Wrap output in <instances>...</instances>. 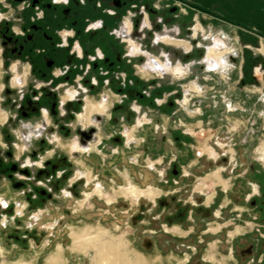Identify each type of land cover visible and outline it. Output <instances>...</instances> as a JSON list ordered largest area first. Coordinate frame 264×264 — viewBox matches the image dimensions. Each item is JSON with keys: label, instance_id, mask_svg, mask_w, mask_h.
<instances>
[{"label": "rangeland", "instance_id": "rangeland-1", "mask_svg": "<svg viewBox=\"0 0 264 264\" xmlns=\"http://www.w3.org/2000/svg\"><path fill=\"white\" fill-rule=\"evenodd\" d=\"M144 3L164 23L186 10L195 20L180 39L204 54L193 50L182 77L147 71L155 15L148 20ZM140 9V19L130 9L116 16L110 43L122 60L108 71L97 50L71 65L17 58L0 41V264L57 255L100 264L103 242L127 263L264 264V40L254 37H264V0H142ZM132 21L138 54L120 35ZM218 37L233 62L212 71L206 57L215 58ZM130 185L140 193L127 194ZM81 231L86 242L74 250Z\"/></svg>", "mask_w": 264, "mask_h": 264}, {"label": "flooded vegetation", "instance_id": "flooded-vegetation-1", "mask_svg": "<svg viewBox=\"0 0 264 264\" xmlns=\"http://www.w3.org/2000/svg\"><path fill=\"white\" fill-rule=\"evenodd\" d=\"M141 2L142 0H0V41L9 50V53L14 54L17 58L25 59L29 58V56L32 58L41 56L45 59L52 58L55 62L65 58L69 59L71 65L86 59L92 51L94 53L99 48L100 52H97L96 60L101 58L105 66L110 70L113 69L117 61L122 60L120 59V53L116 51L117 47L110 43L112 35H114L112 30L114 29L115 21L118 15L120 16L126 9H130L134 14L140 16ZM143 7L145 14L148 15L147 18L151 20V16L155 15L154 9L146 3L143 4ZM34 12L36 14L42 13L40 19L34 20L30 18V13ZM90 23H96V26H90ZM46 24L51 25V27L68 28L73 31V35L67 40L66 44H62L56 35L48 33L49 30H46L48 29ZM132 25V22H128L126 27L120 32V35L124 39L129 40L132 54H138L143 50L140 48L141 44H137L134 40ZM198 31L204 32L200 24L195 28L194 37L198 36ZM145 32L146 30H144ZM135 37L137 39L140 38L139 36ZM227 40L226 38L218 37L211 42V45L215 46L216 51H224L225 54H223V58L221 57L217 60L206 57L209 70L218 71L221 68L224 70L233 62L232 50L229 49ZM156 41L174 48L184 47L188 51L191 50L193 45L188 40L176 38L172 32L158 34ZM76 43L77 45L75 46ZM217 43H223L226 48H218ZM227 54L230 56L227 57ZM258 59L264 65V59ZM151 63L152 66L146 68L148 72L164 73L180 68L182 73L174 75L178 77L185 75V69L181 65L173 67L170 62L162 64L157 58ZM52 64L49 62L48 68L52 67ZM242 70L247 75L246 65L242 67ZM248 70L250 71V69ZM37 72L41 76L46 75L43 70H36L34 74H37ZM68 72L70 75L68 74L67 78L75 76L74 70L69 69ZM97 77L101 80L99 74H97ZM7 93L10 94L9 91ZM102 101L103 103L98 107L105 112V106L108 107L109 104L106 100ZM118 111L119 109L115 112L118 113ZM85 138L83 139L88 140L90 136L85 134Z\"/></svg>", "mask_w": 264, "mask_h": 264}, {"label": "crops", "instance_id": "crops-1", "mask_svg": "<svg viewBox=\"0 0 264 264\" xmlns=\"http://www.w3.org/2000/svg\"><path fill=\"white\" fill-rule=\"evenodd\" d=\"M156 9L157 8L154 9V11H155V21H154V24L149 29L150 34H152L153 37H154V39H155V41L153 42L155 46L152 45L153 48L155 49V53L153 55L156 56V58L159 57L160 59H163V60L168 61L170 63L171 62H174V64L181 65V66L184 67V69H186V65L188 66L189 64H183L182 62L184 60H187V58L190 56V54L193 53V50L194 49H199L198 48L199 47L198 46L199 44H197L196 46H194L196 41L191 39L190 42L193 44L192 45L193 48H191V50H189V51L186 49L183 52H178L176 50L177 48L167 46V45L163 44L162 42H157L156 41V38H157V35L158 34L168 33V32H172L176 38L177 37L180 38L181 35H182V32H183L182 31L183 30L182 28H184V26H187V25H192L193 24V21H195V20H193L192 17L189 16L188 11L186 10L185 11V14H181L182 16L178 19V21H176V23L174 22V24H169L170 23L169 21H167V22L164 23L163 15H160L159 16L157 14L158 11ZM188 9L190 11H193L194 13H200L199 11L194 10L192 8H188ZM41 16H42V13H37L36 19H40ZM140 17H141V14L139 16V19H140ZM196 18H198V15H196ZM31 19H34V18H31ZM132 23H133V25H132L133 26L132 32H134L135 29L137 28V25H135V23L133 21H132ZM197 23H198V21H197ZM46 26L48 27V29H46V30H49L48 33L51 34V35H53V34L56 35L57 38L60 40L59 42H61L62 44H66L67 43V40L69 38H71L72 35H73V31L69 30L68 28L65 29V27H58V26L57 27H51V25H49V24H46ZM191 32H193V30H191ZM194 32H195V29H194ZM138 33H139V37H140L139 39L141 40V37L144 34V28L141 31H138ZM198 33H199V31H198ZM254 37L256 39L259 38L262 41L264 40V37L262 35H260V34L259 35L258 34L257 35H254ZM142 43H143V41H140L138 44H141L142 45ZM76 45H77V43L75 44V46ZM158 45H161V47L158 48ZM153 48L151 47V51L153 50ZM256 48H259V50H260V49L263 48V46L262 45H260V46L257 45ZM97 51L100 52V49L98 48ZM198 52L200 53V49H199ZM203 54L204 53H200V57H197V59L202 58ZM259 55H260V59H264V54H262V52H259ZM227 57H229V56H227ZM171 66H172V64H171ZM120 68H122V70L124 72L126 71V69H125L126 68V65H124V64L123 65H120ZM108 70L109 69H107V71ZM96 74H98V73H96ZM94 81H96L95 78H94ZM95 83L97 84V82H95ZM66 107H67V109L64 110V108H66ZM58 108H60L62 110V112H63L60 115L61 117H65V116L67 117L68 116L67 115L68 112L70 113V109L68 107L67 101H61V102H59ZM214 159L216 160L217 158H214ZM156 199L157 198H155L153 202H155ZM88 252H89V250L85 254H87ZM92 262H93V257H92Z\"/></svg>", "mask_w": 264, "mask_h": 264}, {"label": "bare ground", "instance_id": "bare-ground-1", "mask_svg": "<svg viewBox=\"0 0 264 264\" xmlns=\"http://www.w3.org/2000/svg\"><path fill=\"white\" fill-rule=\"evenodd\" d=\"M217 47L218 48H222V47L226 48V46L223 43H217ZM227 50H229V49H227ZM212 53L215 54V59L216 60L221 58L223 56V54H224L223 52L222 53H219V52L216 53V51H212ZM211 61H213V60H211ZM181 71L182 70L180 68H175V69L172 70L173 74H175V75L182 73ZM125 192L127 194H129V195H132V196L138 195L140 193L132 185H130L128 188H126ZM98 194L101 196V192L100 191H98ZM86 237H87V232L86 231H81V232L75 234L74 242H73L74 250L79 249L86 242ZM90 239H91V241L88 239L90 241V242H88V244H91L97 238H96V236H94V237H91ZM98 257L100 258V264H136L137 263V262L127 263L126 262V258L124 257V255L122 253H120L117 250V248L113 244H111L110 242H103V244L101 246V249L99 251ZM51 264H62L60 262V260H59V255H57V257L56 256L53 257V259L51 261Z\"/></svg>", "mask_w": 264, "mask_h": 264}, {"label": "trees", "instance_id": "trees-1", "mask_svg": "<svg viewBox=\"0 0 264 264\" xmlns=\"http://www.w3.org/2000/svg\"><path fill=\"white\" fill-rule=\"evenodd\" d=\"M195 9H198V8H196V7H194ZM198 10H200V9H198Z\"/></svg>", "mask_w": 264, "mask_h": 264}]
</instances>
